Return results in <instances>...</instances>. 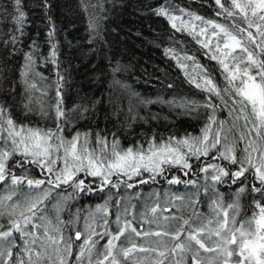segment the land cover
<instances>
[{"label":"trees","instance_id":"1","mask_svg":"<svg viewBox=\"0 0 264 264\" xmlns=\"http://www.w3.org/2000/svg\"><path fill=\"white\" fill-rule=\"evenodd\" d=\"M247 82L264 0H0V264H207L215 202L264 213Z\"/></svg>","mask_w":264,"mask_h":264},{"label":"rangeland","instance_id":"2","mask_svg":"<svg viewBox=\"0 0 264 264\" xmlns=\"http://www.w3.org/2000/svg\"><path fill=\"white\" fill-rule=\"evenodd\" d=\"M229 38L231 45H238V42L233 36H229ZM244 94L253 102L259 116L264 117L263 88L257 83L248 84L247 82L244 87ZM203 140H205V138ZM39 142L41 145L39 144V146H36L37 144H35L34 139L31 142V147L26 146L24 151L29 153L33 152L35 149L42 154L47 153L48 150L44 139L41 138ZM203 145L202 152H206V154L207 151L212 150V147H214V144L210 146V141L208 139L204 141ZM168 154V151H152L141 155V159L138 157L134 159L130 157V155H123V160L120 162L124 161L125 165L132 168L131 171L129 170L130 173H137L143 170H139L137 166L155 170V167H158L160 165L159 163L162 162ZM178 159L184 161L183 156H178ZM254 167L256 172L259 173L260 178L264 180V154L256 160ZM206 177H208V179L209 177L215 179V175L212 177L210 173H206ZM226 184L227 183H225V185ZM225 202L227 203L228 201L221 202L219 200L215 202V206L211 208L209 219L207 218L205 223H203L205 227L196 225L192 231H195L196 235L193 236L191 233H185L184 237L187 240L189 238V242L191 243H193L192 241L194 238L200 240L201 244L198 249H200V251L201 248L204 251L206 250L205 255L207 264H264V213L261 212V209L257 208V214H255V216L249 214L247 218L240 217L241 212H232L231 209H228L229 205L225 204ZM178 216L180 217V215ZM185 219L187 218L183 217L181 220ZM208 223H210V226ZM199 234H206V240L200 239L201 236H199Z\"/></svg>","mask_w":264,"mask_h":264}]
</instances>
